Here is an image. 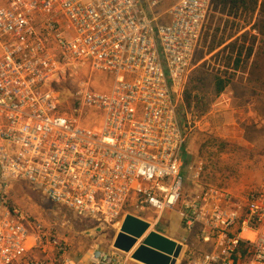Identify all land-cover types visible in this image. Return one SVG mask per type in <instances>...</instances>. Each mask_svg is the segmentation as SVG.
I'll list each match as a JSON object with an SVG mask.
<instances>
[{
	"label": "built area",
	"instance_id": "built-area-1",
	"mask_svg": "<svg viewBox=\"0 0 264 264\" xmlns=\"http://www.w3.org/2000/svg\"><path fill=\"white\" fill-rule=\"evenodd\" d=\"M211 12V0H0V264H125L113 245L69 239L168 210L187 233L179 264H264V170L236 195L198 170L188 185L179 159L175 96ZM14 184L47 211L23 210Z\"/></svg>",
	"mask_w": 264,
	"mask_h": 264
},
{
	"label": "rangeland",
	"instance_id": "rangeland-1",
	"mask_svg": "<svg viewBox=\"0 0 264 264\" xmlns=\"http://www.w3.org/2000/svg\"><path fill=\"white\" fill-rule=\"evenodd\" d=\"M209 24L210 15L206 19L204 31ZM208 58L205 59L199 44L194 54L192 71L199 68L204 60V68H216L217 63ZM254 60L227 88L229 101L214 105L213 118H200L194 111L183 118L182 93L175 96L179 105V120L186 131V142L179 159L188 185L191 186V174L197 170L199 183L223 187L236 195H243L259 182L264 170V83H260L264 81V53ZM27 192L30 195L27 200L23 196H14L19 206L30 213H38L36 215L46 212L49 206L47 201L38 192ZM31 202L37 203V207L29 208ZM124 208L130 210L131 206L127 204ZM142 214L152 223L157 218L150 211ZM157 222L160 225L165 223L164 216H160ZM119 228L106 225L94 237L78 235L70 238L69 242L83 251L93 243L110 247Z\"/></svg>",
	"mask_w": 264,
	"mask_h": 264
},
{
	"label": "trees",
	"instance_id": "trees-1",
	"mask_svg": "<svg viewBox=\"0 0 264 264\" xmlns=\"http://www.w3.org/2000/svg\"><path fill=\"white\" fill-rule=\"evenodd\" d=\"M211 2L210 24L200 40V49L205 54H210L241 29L249 28L211 56H215L220 66L204 68L203 62L191 71L182 91L183 118L192 111L198 117L204 115L223 90L244 72L249 59L254 63L256 56L264 53V0Z\"/></svg>",
	"mask_w": 264,
	"mask_h": 264
},
{
	"label": "water",
	"instance_id": "water-1",
	"mask_svg": "<svg viewBox=\"0 0 264 264\" xmlns=\"http://www.w3.org/2000/svg\"><path fill=\"white\" fill-rule=\"evenodd\" d=\"M105 226L101 222L81 233L94 237ZM112 245L143 264H176L182 249L179 242L151 229L148 221L131 214L124 216Z\"/></svg>",
	"mask_w": 264,
	"mask_h": 264
},
{
	"label": "crops",
	"instance_id": "crops-1",
	"mask_svg": "<svg viewBox=\"0 0 264 264\" xmlns=\"http://www.w3.org/2000/svg\"><path fill=\"white\" fill-rule=\"evenodd\" d=\"M249 27H245L244 29H241L240 31H238L236 34H234L233 36H231L230 38H228V39H226L225 40V42L221 45V46H219V47H217L214 51H212L210 54H205V59L207 58V57H209L208 59L210 60V59H213L214 60V62L215 63H217L216 65H217V67L218 66H220L219 65V62L217 61V59L215 58V56H213L212 58H211V56L215 53V52H217L219 49H221L224 45H226L227 43H229L230 41H232L233 39H235L240 33H242L244 30H246V29H248ZM254 32V31H253ZM203 62H206V60H204ZM248 63H251V59H249V62ZM222 68V67H221ZM229 70V69H228ZM239 73V71H237V73L236 74H238ZM232 84V83H231ZM231 84L230 85H228L226 88H225V90H224V92H222L221 94H223V93H225V91L227 92V88L229 87V86H231ZM220 94V95H221ZM219 97V96H218ZM217 97V98H218ZM217 98H216V100H217ZM214 101V102H212V104L210 105V107H209V109H208V111L204 114V115H202L200 118H204L205 116H207V118H213V115H214V111H215V107H214V105H216L218 102L217 101ZM237 111H241L240 109H237ZM227 114V113H226ZM214 121V119L212 120V122ZM183 167V166H182ZM24 189V190H23ZM28 189H27V187H26V189L23 187L22 188V186L21 185H19V184H14V189L10 192L11 194H10V196H11V198L14 200V201H16L15 199H14V196H16V197H24V198H26V200L28 199V198H30L29 196L30 195H28ZM19 195V196H18ZM16 203L18 204V202L16 201ZM36 204L37 203H35V202H31V203H29V208H32V207H37L36 206ZM19 205V204H18ZM153 213V212H152ZM32 214H34V213H32ZM36 214H38V213H36ZM162 216H164V218H165V223H163L162 225H160L158 222V225L155 223V221L153 220V223L151 222V225H152V227L150 226V228L151 229H153V230H155V231H157V232H159V233H161V234H163L164 236H166V237H169V238H171V239H173V240H175V241H179V239H180V237L181 236H183V235H186L187 233L183 230V228H182V224H181V218H180V216H179V214H178V212L176 211V210H168V211H165L164 213H162ZM157 225V226H156ZM189 242H190V244H191V246H193V247H197V248H201L202 247V244H201V242L199 241V239L194 235V234H189ZM103 247H105V246H103ZM106 248V247H105ZM196 248V249H197ZM180 259H181V254L179 255V257L177 258V261H176V264H179V261H180ZM125 264H143V263H141V262H139V261H137V260H134V259H132L131 257H130V253H127V255H126V261H125Z\"/></svg>",
	"mask_w": 264,
	"mask_h": 264
}]
</instances>
